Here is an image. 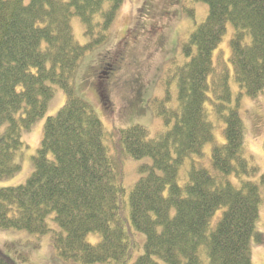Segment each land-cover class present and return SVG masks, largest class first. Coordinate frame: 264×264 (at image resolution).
Segmentation results:
<instances>
[{"label": "trees", "instance_id": "trees-1", "mask_svg": "<svg viewBox=\"0 0 264 264\" xmlns=\"http://www.w3.org/2000/svg\"><path fill=\"white\" fill-rule=\"evenodd\" d=\"M124 1L0 0V177L20 171L22 131L46 114L55 87L67 95L45 123L35 171L21 185L0 188V229L51 233L65 261L128 264L134 242L122 215L123 157H151L129 194L131 222L146 235L133 264H253L252 245L262 239L264 175L261 183L241 180L239 186L229 178L259 169L245 156L240 95L233 104L229 69L218 70L214 52L231 23L230 61L240 93L264 92V0H194L208 3L209 13L183 43L188 60L175 73L178 103L158 106L167 130L152 138L139 124L120 129L111 155L104 124L77 95L73 78L83 55L108 37ZM72 16L83 23L89 43L76 40ZM207 101L226 123V142L212 151L216 175L192 164L181 186V167L214 140ZM90 233L100 234L99 242H89ZM0 264L17 263L0 249Z\"/></svg>", "mask_w": 264, "mask_h": 264}, {"label": "rangeland", "instance_id": "rangeland-1", "mask_svg": "<svg viewBox=\"0 0 264 264\" xmlns=\"http://www.w3.org/2000/svg\"><path fill=\"white\" fill-rule=\"evenodd\" d=\"M208 13V3L201 1L125 0L110 26L108 37L83 55L73 84L77 95L90 103L102 120L111 155L118 147L117 132L120 129L139 124L147 129L152 138L159 137L167 130L163 118L157 113L158 106L163 101L168 106L178 103V76L175 73L188 60L183 53V43L206 20ZM71 24L79 43L87 44L91 41L79 17L72 16ZM233 33L234 26L229 23L214 52V61L219 71L224 66L229 69L233 104L240 95L239 110L246 125L245 156L259 169L256 175H230V180L239 186L241 180L261 183L264 175V92L255 97L240 93L241 88L234 79L230 61ZM168 94L171 95V101L166 99ZM66 101V93L56 86L46 114L31 129L22 131L24 145L16 155V162L21 164L20 171L14 176L0 177V188L21 185L32 175L35 171L33 157L41 146L45 123L49 116L58 113ZM206 108L214 123V140L204 146L203 156L192 155L181 167V186L186 184L192 164L204 167L216 175L212 165V151L214 145L226 142V123L217 117L209 101ZM123 159L126 188L123 200L126 204L122 215L126 219V231L133 236L134 243L128 261V264H133L144 252L146 235L136 230L131 222L129 194L143 175L140 168L151 165L153 160L151 157L135 159L131 156H124ZM260 185L263 200L257 231L261 233L262 239L260 243L252 245L253 264H264V183ZM221 213L222 210L214 216L213 224L218 221ZM52 224L57 225L54 221ZM87 239L96 244L101 235L90 233ZM0 249L17 264H82L60 258L54 249L51 233L37 235L26 230L0 229Z\"/></svg>", "mask_w": 264, "mask_h": 264}, {"label": "flooded vegetation", "instance_id": "flooded-vegetation-1", "mask_svg": "<svg viewBox=\"0 0 264 264\" xmlns=\"http://www.w3.org/2000/svg\"><path fill=\"white\" fill-rule=\"evenodd\" d=\"M125 42H126V41H125ZM108 65H110V64H106V66H108ZM106 66H105V67H106ZM105 67H104V68H105Z\"/></svg>", "mask_w": 264, "mask_h": 264}]
</instances>
